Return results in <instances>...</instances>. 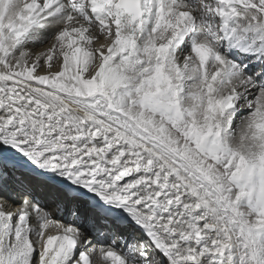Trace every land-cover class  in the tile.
I'll list each match as a JSON object with an SVG mask.
<instances>
[{
  "label": "snow or ice",
  "instance_id": "6c2138e0",
  "mask_svg": "<svg viewBox=\"0 0 264 264\" xmlns=\"http://www.w3.org/2000/svg\"><path fill=\"white\" fill-rule=\"evenodd\" d=\"M100 262L264 264V0H0V264Z\"/></svg>",
  "mask_w": 264,
  "mask_h": 264
},
{
  "label": "bare ground",
  "instance_id": "6f19581e",
  "mask_svg": "<svg viewBox=\"0 0 264 264\" xmlns=\"http://www.w3.org/2000/svg\"><path fill=\"white\" fill-rule=\"evenodd\" d=\"M54 42V39H50L48 42H46V43H43V44H39V43H37V44H35V45H32V46H30V47H32L33 48V50H35V51H46L49 47H51V44ZM55 70H57V71H59L60 70V66L59 65H57V67H56V69ZM9 188L11 189V191L14 193V194H16V195H21L22 194V192L21 191H19V190H17L16 189V187L10 182V185H9ZM36 195H37V197L39 198V200L41 201V202H43V203H45V205L46 206H49V205H51V207H53V208H55V203L53 202V201H51L44 193H39V192H37V193H35ZM6 198V197H5ZM50 209V208H49ZM56 210H57V208H55V210H54V213L56 214ZM54 214V215H55ZM105 230H107V229H105ZM121 232H122V230H121ZM127 233H130V230H128L127 231Z\"/></svg>",
  "mask_w": 264,
  "mask_h": 264
}]
</instances>
